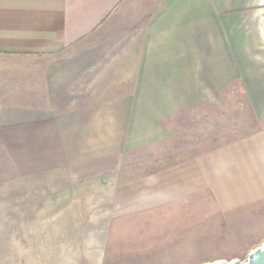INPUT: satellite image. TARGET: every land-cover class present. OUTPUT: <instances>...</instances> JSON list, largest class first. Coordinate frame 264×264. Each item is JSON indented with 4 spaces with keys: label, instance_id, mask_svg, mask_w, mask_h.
Here are the masks:
<instances>
[{
    "label": "crops",
    "instance_id": "obj_1",
    "mask_svg": "<svg viewBox=\"0 0 264 264\" xmlns=\"http://www.w3.org/2000/svg\"><path fill=\"white\" fill-rule=\"evenodd\" d=\"M236 83L264 89V0H0V136L25 146L26 175L88 170L100 201L114 185L117 215L203 191L225 215L263 206L264 131L166 155L177 122Z\"/></svg>",
    "mask_w": 264,
    "mask_h": 264
},
{
    "label": "rangeland",
    "instance_id": "obj_2",
    "mask_svg": "<svg viewBox=\"0 0 264 264\" xmlns=\"http://www.w3.org/2000/svg\"><path fill=\"white\" fill-rule=\"evenodd\" d=\"M239 85L221 91L218 104L177 122L167 147L171 163L264 131V89ZM24 147L17 137L0 136V264H209L245 261L264 243V204L225 215L203 191L117 215L114 185L100 201L81 175L88 170L58 178L26 175L19 168ZM133 157L115 163L123 164V181L134 175ZM109 171L108 180L118 178L117 170Z\"/></svg>",
    "mask_w": 264,
    "mask_h": 264
},
{
    "label": "water",
    "instance_id": "obj_3",
    "mask_svg": "<svg viewBox=\"0 0 264 264\" xmlns=\"http://www.w3.org/2000/svg\"><path fill=\"white\" fill-rule=\"evenodd\" d=\"M264 243L252 249L248 255L247 260L241 261L239 259L231 260H219L209 264H264Z\"/></svg>",
    "mask_w": 264,
    "mask_h": 264
},
{
    "label": "snow or ice",
    "instance_id": "obj_4",
    "mask_svg": "<svg viewBox=\"0 0 264 264\" xmlns=\"http://www.w3.org/2000/svg\"><path fill=\"white\" fill-rule=\"evenodd\" d=\"M262 247H264V246H262Z\"/></svg>",
    "mask_w": 264,
    "mask_h": 264
}]
</instances>
